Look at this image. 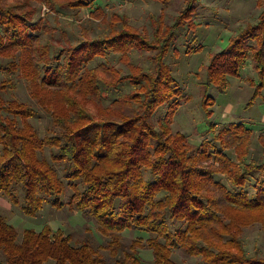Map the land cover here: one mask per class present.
I'll use <instances>...</instances> for the list:
<instances>
[{
	"label": "trees",
	"instance_id": "obj_1",
	"mask_svg": "<svg viewBox=\"0 0 264 264\" xmlns=\"http://www.w3.org/2000/svg\"><path fill=\"white\" fill-rule=\"evenodd\" d=\"M95 1L0 0V58L7 61L0 65L6 75L0 93L15 89L16 76L23 79L51 125L42 137L30 123L32 107L0 99V196L32 218L45 206L68 207L110 240L73 245L70 235L48 225L19 235L0 215V264H143L140 250L150 252L152 264H179L175 251L196 264H264L258 253H246L242 237L244 228L264 224V161H247L252 132L245 125L216 129L209 121L214 99L207 94L212 86L224 92L227 78H238L249 63L258 84L247 107L261 97L264 8L255 24L240 29L200 68L201 107L212 139L195 147L172 131L189 97L166 63L176 32L194 28V0L151 37L113 14L102 37L74 45L65 39L58 48L43 39L51 30L37 17L38 5L56 17L89 9L90 20L105 23L102 8L90 10ZM201 50L189 46L186 53ZM110 53L119 55L127 73L109 62L88 66ZM140 53L151 61L145 70L131 62ZM159 110L163 116L155 119ZM127 231L147 239L126 245L121 234Z\"/></svg>",
	"mask_w": 264,
	"mask_h": 264
},
{
	"label": "rangeland",
	"instance_id": "obj_2",
	"mask_svg": "<svg viewBox=\"0 0 264 264\" xmlns=\"http://www.w3.org/2000/svg\"><path fill=\"white\" fill-rule=\"evenodd\" d=\"M188 2L189 0H171L168 3L96 0L90 10L102 8L106 13L105 23L98 19L90 20L89 9L82 10L77 17L70 12H61L56 17L49 13L44 5H38L37 17L44 19L51 30L50 33L43 35V39L58 48L64 45L65 39L74 45L85 38L93 40L104 36L109 30L108 20L113 14L126 16L132 26L140 30L145 29L151 37L155 29L164 30L165 26H171ZM192 2L196 7L193 16L194 28L186 26L176 32L166 63L171 67L178 85L189 97L174 117L172 131L186 135L191 145L199 147L203 140L212 139V133L208 132L207 119L201 107L202 96L198 82L204 74L200 68L208 64L209 54L219 52L227 46L230 37L247 25L257 22L264 8V0H194ZM189 46H201L202 50L199 53L187 54L186 50ZM118 60L119 55L110 53L105 59H97L88 66L94 67L100 62H109L111 65L121 67L127 73L126 67L119 64ZM6 62L0 58V65ZM131 62L144 70L151 65L147 53L132 54ZM5 78L6 75L0 70V83ZM15 84V89L0 93V99L17 100L32 107L36 111V116L30 120V123L42 137L46 136L51 128L50 116L32 102L27 83L23 79L16 76ZM257 84V75L247 63L238 78H227L224 92H218L213 86L207 91L208 96L214 99V105L211 107L213 114L209 121L216 126V129L228 123H242L251 130L252 143L248 162L264 161V89L261 91V97L252 106L247 107L254 86ZM162 116L163 110H159L155 119H160ZM49 154V150L45 149L43 156L49 159ZM229 155L233 158V154ZM223 183L226 184L224 181ZM70 194V191H67L65 200ZM0 215L17 230L19 235H22L26 229L39 232L43 226L48 225L53 232L63 231L64 234L70 235L73 238V245L87 240L96 247L105 246L110 240L100 235L92 221L68 207L57 210L45 206L36 217L32 218L23 215L19 207H14L5 197L0 196ZM242 237L248 255L258 253L264 257V224L244 228ZM138 238L144 241L147 236L136 231L121 234L122 242L126 245ZM101 254L110 260L107 252L101 251ZM139 255L143 264H152L148 250H140ZM172 259L179 264L197 263L193 258H185L179 251L173 252Z\"/></svg>",
	"mask_w": 264,
	"mask_h": 264
}]
</instances>
